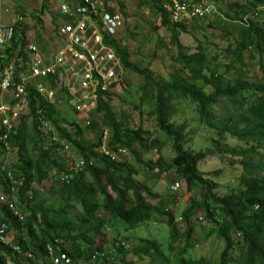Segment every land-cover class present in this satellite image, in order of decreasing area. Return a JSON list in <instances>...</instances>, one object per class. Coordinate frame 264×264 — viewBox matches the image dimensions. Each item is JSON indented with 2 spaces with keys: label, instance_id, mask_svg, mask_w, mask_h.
<instances>
[{
  "label": "trees",
  "instance_id": "trees-1",
  "mask_svg": "<svg viewBox=\"0 0 264 264\" xmlns=\"http://www.w3.org/2000/svg\"><path fill=\"white\" fill-rule=\"evenodd\" d=\"M219 1L208 0L214 5ZM167 2L168 0H155V6L159 9L162 25L171 30V44L177 49L176 61L181 64L184 77L173 74L171 81H160L148 70L132 62L129 51L119 40L107 36L104 43L113 49L122 70L144 77L142 90L154 101V108L150 113L155 115L156 126L171 141L175 152L171 163L159 156L157 160L144 164L145 168L155 171V180L174 169L178 180L184 182L186 191L197 189L201 195L200 199L192 196L188 206L181 211L180 216L187 223L183 237H179V230L175 228L177 218L169 210L172 201L154 194L147 184L139 182L136 178L139 176L136 165L128 159L113 162L97 152L103 127L111 131L110 144L113 149L122 146L134 152V144L139 143L142 147L151 145L159 151V140L148 137L151 133L142 126L130 129L118 119L106 99L108 90L102 89L101 84L96 91L97 106L91 112L84 115L72 106L76 116L83 119V122L76 118L67 121L56 104L38 90V83L54 90L58 88L59 75L49 74L32 77L36 82L27 83V105L23 109L26 110V115L22 114L15 132L8 139L12 149L10 152L16 148L18 155L12 168L15 181H21L17 185V209L24 219L20 221L9 207L1 206L0 223L7 222L10 225L9 236L18 250L0 241V264H53L47 246L57 238L67 243L66 246H60L58 255L66 253L72 259V264H77L80 259L89 262L95 251L104 250V246L98 241L104 229L111 224L119 231L116 218L124 222L127 229H135L143 224L146 226L151 220L153 222L155 215L167 216L166 222L170 228L168 249L157 239L147 238L144 243L132 245L130 251L125 253L114 246L118 239L114 238L105 260H111L110 264H135L133 260L136 258H148L147 264H172L174 243L180 240L184 243L179 247L176 264H264V28L256 23L250 22L249 26L240 23L242 29L236 47L233 49L230 45L227 49L233 56L231 68L238 72L235 78H228L210 66L209 55L203 47L195 52L185 50L180 34L188 33L187 24L171 20L166 8ZM118 4L122 14H125L124 7L120 2ZM248 5L233 18L241 22L250 13V16L254 15L264 9V0H251ZM19 14L24 16L22 12ZM198 20H192V24L196 25ZM27 31L28 26L23 22L17 23L13 40L0 47V71L9 66L12 58H16V83L22 81V73L27 70L29 72L31 60L27 52ZM250 47L260 54L259 68L262 77L259 80L250 79L245 73L243 52ZM114 85L115 82L111 84ZM205 87H210L213 91L209 92ZM176 98H190L196 102L200 119L207 126L215 128L221 138L230 133L241 141L252 142L244 150L221 147L224 152L243 159L244 174L239 187L232 193L220 196L217 182L209 179L199 168L203 160L216 152L214 147H209L206 151H192L185 147L189 141L186 124L172 120L176 115ZM70 99L71 95H68V102ZM219 105L226 108L222 114L216 110ZM40 115L51 121L59 140L69 143L76 151L77 158H95L96 165L87 167L70 183L52 181L50 176L54 170L63 171L66 168L67 158L63 153L66 151H63L60 142H55L52 136L44 135L39 130ZM87 119L91 120L89 124L86 123ZM28 120L31 121V130L28 129ZM88 130L94 132L93 140L84 137ZM145 135L147 136L144 137ZM0 147L5 155L6 149L1 142ZM36 156L38 157L35 158ZM136 157H139V153ZM220 173L210 172L209 176ZM47 184L51 186L47 187ZM10 187L11 182L0 172L2 193L8 194ZM27 193L32 196V200L26 199ZM148 200L158 202L154 206ZM78 207L80 210L77 214ZM199 209L204 212L203 220L210 224L208 237L218 234L227 243L218 263L204 258L185 257L186 247L193 239L194 230L189 225V218ZM101 213L107 217L101 216ZM236 246L242 250L238 258L233 253ZM112 249L118 250L110 252ZM129 253L133 257L131 261L121 259L120 263H116L118 255Z\"/></svg>",
  "mask_w": 264,
  "mask_h": 264
},
{
  "label": "rangeland",
  "instance_id": "rangeland-1",
  "mask_svg": "<svg viewBox=\"0 0 264 264\" xmlns=\"http://www.w3.org/2000/svg\"><path fill=\"white\" fill-rule=\"evenodd\" d=\"M82 1L0 0V10L4 13L8 10V15L12 16L21 12L24 14L21 22L28 26L26 34L27 40H29L28 43H35L44 56V62L52 63L56 61L58 53L65 46L60 35V28L64 24V15L61 14L60 8L65 3L79 5ZM119 2L124 7L126 23L125 27L116 35L115 40H119L122 46L129 51L131 61L136 63L138 67L148 70L160 81H171L173 74L184 77L181 64L176 61L177 49L171 44V30L162 25V19L159 15V9L155 6V0H119ZM249 2L251 0H220L217 3L215 2L217 4L215 7L218 11L215 16H211L206 20L199 19L196 25L192 24L193 21H189L187 23L188 33L181 32L180 34V41L185 50L187 52H195L200 47H203L209 55L211 67L224 73L228 78H235L238 70L231 68L233 66V56L227 51L228 47L230 45L233 49L236 47L242 25L249 26L251 22L260 24L264 28V9L257 11L258 15H256V12L250 16V13L247 15L250 17L245 16L241 22L233 18L236 13H242V10L249 6ZM243 53L246 63V76L253 80L261 79L262 72L259 68L260 54L252 47L244 50ZM29 58L31 59L30 54ZM15 59L14 57L11 60L14 66L17 63ZM22 75L27 83L36 82L28 70ZM119 76L120 78L115 81V85L110 86L109 94L106 96L112 111L128 128L136 129L138 126H142L143 129L149 131L151 136L148 137L158 139L161 147V150L158 151L151 145L142 147L139 143H135L134 152L128 150L129 156L126 159L138 167L139 176L136 178L139 182L147 184L154 194L172 201L169 210L173 213L175 219L178 218L175 228L179 230V237H183V231H185L187 223H185L184 219L179 220L181 211L188 206V201L192 196L195 195L196 198L200 199L201 195L197 189L191 192L186 191L184 182L178 180L174 169L164 173L159 179L155 180L153 178L155 171L152 172L147 167L145 168L144 164L157 160L159 156L171 163L175 157V152L172 149L171 141L156 126L155 115L150 113L154 108V101L150 95H145L142 90L144 77L122 69ZM205 89L209 92L213 91L210 87H205ZM80 92L78 84L69 83L64 77L58 81V88L54 90V98L51 101L56 104L59 112L67 121L76 118V120L83 122V119H80L74 113L72 101L69 100L68 102V95L74 98ZM7 97L8 92L0 90V99H6ZM175 104L176 115L173 116L172 120L186 124L189 141L185 144V147L192 151H206L209 147H214L216 152L203 160L199 168L208 175L209 179L217 182L219 185L217 192L220 196L232 193L239 187L241 177L244 174L243 159L233 155V153L224 152L221 147L244 150L249 148L252 142L241 141L230 133L221 138L215 128L207 126L200 119L198 104L190 98H176ZM216 110L224 113L226 108L224 105H219L216 106ZM23 115H26V110H24ZM65 124L68 125L67 123ZM28 129L31 130L30 120H28ZM84 137L88 140H93L94 132L88 130L85 132ZM63 153L66 158H77V153L72 148ZM138 153L139 157H136ZM3 156V151L0 147V159ZM9 157L13 163L17 160L16 148ZM138 159L140 162H138ZM216 171L221 173L219 175L210 174L209 176L210 172ZM177 182L179 189L173 191L172 187ZM49 186L51 185L47 184V187ZM157 202V200H148V203L154 206H156ZM16 205L17 207L19 206L17 197ZM1 206L3 205L0 204V208ZM79 210L80 207L76 209L77 214ZM100 215L107 217V215L102 213ZM155 216L153 217V222L151 220V223L148 222L149 224L146 226L143 224L135 229H127L126 224L116 218L115 221L119 231L115 230L110 224L104 229L98 241L102 243L104 249H109L114 238H127L130 246L144 243V240L149 238L157 239L165 249H168L170 228L166 222L167 216ZM203 218L204 212L201 209L189 218V225H192L194 230L192 233L193 239L190 245L186 247L185 257L190 259L204 258L218 263L227 243L218 234L208 237L210 224ZM183 243L180 240L174 243L175 251L171 254L172 264H176L175 259L179 252V247ZM241 252L242 250L236 246L233 250L234 257H240ZM166 253H168L167 250ZM133 261H135V264H147L149 259L141 260L136 258ZM77 264H91V262H84L80 259Z\"/></svg>",
  "mask_w": 264,
  "mask_h": 264
},
{
  "label": "built area",
  "instance_id": "built-area-1",
  "mask_svg": "<svg viewBox=\"0 0 264 264\" xmlns=\"http://www.w3.org/2000/svg\"><path fill=\"white\" fill-rule=\"evenodd\" d=\"M118 2L119 0H83L79 5L63 4L60 12L64 15V24L60 28V35L65 46L58 53L55 62H44V56L41 54L39 47L35 43H28L29 40L27 41V52L31 55L29 64L31 77L58 74L60 80L64 77L67 82L74 83V85L78 84L81 92L70 100L73 106L84 115H87L97 106L98 94L96 91L98 85L101 84L102 89L109 90L111 84L120 78V76L118 77L121 71L119 59L113 49L104 43L107 36L115 39L120 30L125 27L126 20ZM166 8L170 12L171 20L179 24H187L194 19H209V17L218 13L215 5L209 3L208 0H168ZM6 11L8 12V10ZM7 12L4 13L0 10V47L13 40L15 26L23 20L20 14L12 16L8 15ZM256 15H258V12ZM15 69L14 63L11 62L9 66L0 71V90L8 92L6 99H0V142L6 149L5 155L0 159V172L5 179L11 182V191L8 194H0V204L9 207L13 215L23 221L24 216L16 205L17 185L21 181L17 182L14 179L13 161L9 157L12 149L8 139L11 133L15 132V128L24 112L23 109L27 105V82L23 75L20 83L14 82ZM37 86L39 92L47 99L51 101L54 98V89L43 83H38ZM90 121V119H87L86 123L89 124ZM38 122V128L42 134L52 136V140L60 142L63 151L70 150L71 145L59 140L50 120L40 115ZM110 139V129L103 127L97 147L99 155L113 162L126 159L129 156L128 149L122 146L113 149ZM95 165V158L68 157L66 168L63 171L54 170L50 177L55 182L70 183L87 167ZM178 189L179 184L176 183L172 190L177 191ZM25 197L27 200H32L29 193ZM181 219L180 216L179 220ZM9 229L10 225L7 222L0 223V241L14 250H18V247L9 236ZM55 241L48 243L47 246L53 264H72V259L66 253L63 252L60 255L57 253L58 250H61L60 246H66L67 243L60 238ZM114 246L124 250L125 253L131 249L128 240L122 237H118ZM107 250L95 251L90 256L89 262L91 264H110L111 260H105L108 255ZM116 250L118 249H112L110 252ZM121 259L131 261L133 257L130 253L118 255L116 263H120Z\"/></svg>",
  "mask_w": 264,
  "mask_h": 264
},
{
  "label": "crops",
  "instance_id": "crops-1",
  "mask_svg": "<svg viewBox=\"0 0 264 264\" xmlns=\"http://www.w3.org/2000/svg\"><path fill=\"white\" fill-rule=\"evenodd\" d=\"M0 194H2V191H1V189H0ZM0 214H2L1 210H0ZM98 240H100V239H98Z\"/></svg>",
  "mask_w": 264,
  "mask_h": 264
}]
</instances>
